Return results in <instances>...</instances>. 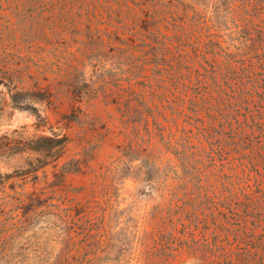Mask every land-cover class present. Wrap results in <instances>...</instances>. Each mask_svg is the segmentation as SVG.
<instances>
[{"label":"rangeland","instance_id":"374dc122","mask_svg":"<svg viewBox=\"0 0 264 264\" xmlns=\"http://www.w3.org/2000/svg\"><path fill=\"white\" fill-rule=\"evenodd\" d=\"M135 2L165 39L160 76L147 56L126 65L87 40L113 29L108 4L88 14L74 0H0V140L69 138L36 171V153H0V264H264V87L234 115L178 64L210 38L258 45L264 0ZM254 67L264 75V59Z\"/></svg>","mask_w":264,"mask_h":264},{"label":"trees","instance_id":"16d2710c","mask_svg":"<svg viewBox=\"0 0 264 264\" xmlns=\"http://www.w3.org/2000/svg\"><path fill=\"white\" fill-rule=\"evenodd\" d=\"M115 1H117L120 7L126 5L127 11L114 7L112 3L113 0H74V4H76L79 11L86 10L88 14L92 12L95 13L100 8L106 10L105 4H108L109 8H111L109 13H111L112 20H114L113 29H110L109 33L100 32L99 36L91 35L90 32V36H88L87 40H89L90 43L93 42L94 45L97 44L103 56H109L124 61L126 65L132 63L137 58H141L140 56H147L151 59L150 64H153L156 75H162L160 72L161 65L164 61L163 59L166 57V44L164 43L165 39L161 38L157 32V22L154 21L157 16H152L150 18L147 14H140L136 9V5H134L137 4L135 2L137 0ZM140 9L142 8L140 7ZM113 11H115V14H112ZM248 11L247 9V12ZM141 12L143 11L141 10ZM126 18H129L130 22H126ZM132 25H135L137 30L133 31ZM204 33L205 32H201L200 34ZM208 33L211 34L210 32ZM262 37L258 45L254 43L244 48L237 47L235 50L216 45L210 38L208 42H205L204 48L196 47L192 50L194 58L193 63L187 57L188 54L185 53V50L181 48L178 54L179 69L182 73L186 74L191 81H198L197 87L202 88L204 84H207L210 89L217 91L219 96L227 102L231 108V112L235 115L246 108L249 105L250 97L256 95L264 87V75L259 76V73H253L255 71L254 66L256 60L264 59V33ZM108 48L112 50L110 51L109 49L108 52ZM229 52H234L237 56L234 58L229 56L224 57V61L219 66H216L211 59L213 56ZM209 55H211V57ZM247 60H249L250 63H247ZM157 71H160L159 74ZM128 72L132 73L131 70H128L127 73ZM221 72L226 74L225 80L221 79ZM114 79L118 78L111 75V80ZM12 99L14 103H17L15 102L18 99L17 92L12 94ZM191 104L198 108L200 106H206L208 102L203 100L202 102H193ZM18 107L32 111L39 120L38 122L42 121V117L35 106ZM129 108L130 106H127L126 110L122 109L124 113H128V118L130 113ZM232 126H234L233 121ZM248 126L251 127L252 125L249 124ZM16 133H18L17 129L13 131L14 136H10L8 133L1 136L3 139L0 140V153H36L37 156L30 160V165H34L33 171L48 164L49 160L47 159L49 158L56 160L60 156L58 155L60 150L69 140L67 135L59 136L54 133L52 135H38L33 137H27L24 133L16 135ZM167 138H169V141H167L169 149H174L175 146L171 143L170 136ZM175 149V154H177L178 151V154L182 155L184 160L189 159L186 150L183 149L182 152H180L181 150H179L177 146ZM72 163L73 167H68V165ZM80 167L79 160L68 161L63 165L64 171L61 175L56 174V177L62 182L65 173L78 171ZM189 248L192 251L196 249L195 245L191 244Z\"/></svg>","mask_w":264,"mask_h":264}]
</instances>
